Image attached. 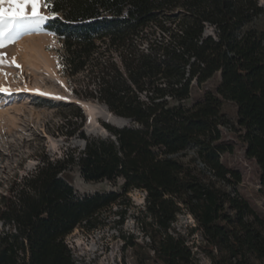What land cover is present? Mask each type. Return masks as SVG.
Here are the masks:
<instances>
[{
	"label": "trees",
	"instance_id": "trees-1",
	"mask_svg": "<svg viewBox=\"0 0 264 264\" xmlns=\"http://www.w3.org/2000/svg\"><path fill=\"white\" fill-rule=\"evenodd\" d=\"M52 9L58 16L45 29L61 44L72 96L104 105L130 124H103L107 137L88 136L82 106L61 103L68 114L59 134L84 146L59 160L46 155L0 197V264H77L65 239L79 227L94 229L132 190L146 193L161 235L152 243L157 264H197L186 239L170 231L183 209L213 258L218 252L224 264H249V254L264 259V216L240 196L202 183L174 158L197 146L215 178L240 182L221 163L226 148L217 144L222 100L232 102L245 156L259 167L264 192V23L250 28L264 20L259 1L52 0ZM218 73L216 93L192 107L183 104L193 82ZM72 166L85 182L122 179L123 193L78 197L63 177Z\"/></svg>",
	"mask_w": 264,
	"mask_h": 264
},
{
	"label": "rangeland",
	"instance_id": "rangeland-1",
	"mask_svg": "<svg viewBox=\"0 0 264 264\" xmlns=\"http://www.w3.org/2000/svg\"><path fill=\"white\" fill-rule=\"evenodd\" d=\"M258 1L264 8V0ZM40 11L44 14L48 12L43 7ZM46 23L47 21L39 29L22 31L15 43L0 48V53L6 54L8 61L15 56L16 62L21 65V68L10 66L8 63L0 65V87L10 90V94L0 92V197L7 194L14 180L35 172L46 155L59 160L72 151L81 150L84 146L81 145V140L68 139L58 132L64 116L68 114V108L61 103L80 104L82 101L75 100L71 94V86L63 73L61 44L55 37L46 33ZM263 23V19L258 20L250 28L261 29ZM37 43H40L42 50L37 55L36 65H31L24 58V48ZM2 73H8L7 77ZM220 81L221 76L218 73L204 84L193 82L190 97L183 104L192 107L204 102L208 93H216ZM86 103L90 108V118L87 117L84 130L87 132L85 128L88 127V123L92 130V134L88 136L107 137L109 134L103 124H110V121L117 120L122 125L130 124L128 120L121 121L114 116L104 105ZM221 116L222 138L217 144L223 145L226 151L220 155V160L229 170L240 174V182L233 183L215 178L202 164L197 146L189 147L174 158L182 162L192 174L197 175L202 183L212 185L226 195L240 196L264 216V192L261 191L260 169L255 161L245 156L243 131L237 122V105L222 100ZM63 177L73 186L78 197L109 192L122 194L124 191L122 179L85 182L77 166L70 167ZM146 204V193L132 190L100 215L94 229L77 228L76 232L65 239L75 262L157 264L152 243H159L161 235L153 225V218L148 214ZM226 207L228 208V204ZM227 211L234 215L230 209ZM170 231L186 239L197 264H224L221 253H215L213 258L204 246V239L197 230V223L187 210L183 209L178 214ZM247 259L249 264H264V259H259L255 255L249 254Z\"/></svg>",
	"mask_w": 264,
	"mask_h": 264
},
{
	"label": "snow or ice",
	"instance_id": "snow-or-ice-1",
	"mask_svg": "<svg viewBox=\"0 0 264 264\" xmlns=\"http://www.w3.org/2000/svg\"><path fill=\"white\" fill-rule=\"evenodd\" d=\"M41 7L48 9L47 14L40 11ZM58 13L52 9V0H0V48L9 43H15L22 31L39 29L46 21L55 19ZM55 37V33H47ZM55 42V41H53ZM10 64L16 68L21 65L13 56L11 61L6 59V54L0 53V65ZM7 77L8 73H2ZM0 92L10 94L6 87H0ZM48 95V93H40ZM63 99V97H56Z\"/></svg>",
	"mask_w": 264,
	"mask_h": 264
},
{
	"label": "bare ground",
	"instance_id": "bare-ground-1",
	"mask_svg": "<svg viewBox=\"0 0 264 264\" xmlns=\"http://www.w3.org/2000/svg\"><path fill=\"white\" fill-rule=\"evenodd\" d=\"M46 33H49L48 31H46ZM52 36V35H49ZM54 37V36H53ZM42 50L40 43L37 44H32V45H28L27 47L24 48V58L26 59L27 62H30L31 65H36L37 62V55L39 54V52ZM80 104L84 107V109L87 111L88 110V103L86 102H80ZM86 116L88 118H90V113L89 115L86 114ZM120 119V118H119ZM122 121V119H121ZM113 122L114 121H110ZM119 122V121H118ZM87 126L89 127V123L87 124ZM86 129V128H85ZM81 145H84V143L82 142ZM77 230H75L76 232Z\"/></svg>",
	"mask_w": 264,
	"mask_h": 264
},
{
	"label": "water",
	"instance_id": "water-1",
	"mask_svg": "<svg viewBox=\"0 0 264 264\" xmlns=\"http://www.w3.org/2000/svg\"><path fill=\"white\" fill-rule=\"evenodd\" d=\"M83 110H84V112H85V114H88L89 115V113H90V108H88V110L86 111L84 108H83ZM111 125H114V126H116V127H119V128H122V127H125L126 125H122V124H120L117 120H114V123L113 122H109ZM86 130H87V135H91L92 134V130H91V128H90V124H89V127H87L86 128ZM178 155V154H177ZM176 155V156H177Z\"/></svg>",
	"mask_w": 264,
	"mask_h": 264
}]
</instances>
